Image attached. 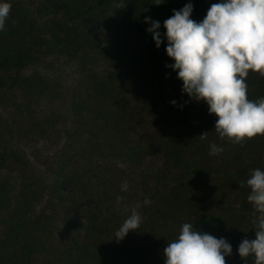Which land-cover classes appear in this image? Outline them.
<instances>
[{"label": "trees", "instance_id": "16d2710c", "mask_svg": "<svg viewBox=\"0 0 264 264\" xmlns=\"http://www.w3.org/2000/svg\"><path fill=\"white\" fill-rule=\"evenodd\" d=\"M33 1L5 0L0 31V264H165L184 223L225 238L226 264H254L237 249L255 239L246 181L264 171V136L221 140L144 22L163 35L173 10L191 2L200 22L219 0H38L42 19ZM56 63L71 67L65 81ZM246 83L249 100L264 98V77L249 70ZM33 141L57 155V185L48 159L24 152ZM212 143L223 152L209 155ZM133 209L142 223L117 243Z\"/></svg>", "mask_w": 264, "mask_h": 264}, {"label": "clouds", "instance_id": "9594fccd", "mask_svg": "<svg viewBox=\"0 0 264 264\" xmlns=\"http://www.w3.org/2000/svg\"><path fill=\"white\" fill-rule=\"evenodd\" d=\"M164 2L156 0L154 5ZM11 7L0 0V31ZM193 10L191 2L173 10L163 22V35L161 23L145 17L144 22L150 24L146 31L156 48L166 41L165 53L174 61L166 67L182 81V93L190 100L204 101L209 114L217 117L214 128L221 140L241 144L264 136V98L249 100L246 83L249 70L264 77V0H219L200 22L190 18ZM222 152L217 144L210 145L209 155ZM246 184L251 189L247 200L255 210V239H243L237 253L242 260L252 256L254 264H264V171L253 170ZM127 187L125 183L121 190ZM143 204L150 205L151 200L145 199ZM141 223V215L133 209L113 238L120 242L130 231L137 232ZM231 254L232 246L225 238L203 233L192 223H184L178 237L163 250L165 264H226L225 258Z\"/></svg>", "mask_w": 264, "mask_h": 264}, {"label": "rangeland", "instance_id": "374dc122", "mask_svg": "<svg viewBox=\"0 0 264 264\" xmlns=\"http://www.w3.org/2000/svg\"><path fill=\"white\" fill-rule=\"evenodd\" d=\"M38 0H34L33 4L31 5L33 12L36 14L35 10L39 11V17L40 19L44 18L47 14V10L45 7H43L41 4H37ZM71 67L65 66L64 64L56 63V65L51 69V72L56 75V73L65 81V78L68 77V73L70 72ZM40 107H42L43 110H46L47 108H50V105H48L45 101H40L39 104ZM3 114L2 107L0 105V116ZM51 145L46 141H33L29 142L28 145L23 146L24 152L29 156V158H32L31 154H29V151H31L33 154H39L44 156L46 159H48L50 173L48 175L49 180L57 185V177H58V170L60 167V161L58 160L57 155H55L53 148H50ZM43 157V158H44ZM239 193L234 191L230 194L231 202L232 204L239 203ZM237 206V205H236Z\"/></svg>", "mask_w": 264, "mask_h": 264}]
</instances>
